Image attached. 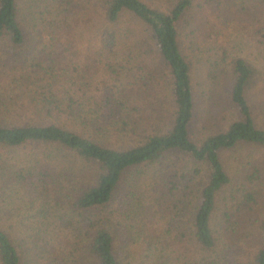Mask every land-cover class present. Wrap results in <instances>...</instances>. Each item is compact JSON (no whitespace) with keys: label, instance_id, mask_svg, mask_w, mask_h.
I'll return each instance as SVG.
<instances>
[{"label":"trees","instance_id":"trees-1","mask_svg":"<svg viewBox=\"0 0 264 264\" xmlns=\"http://www.w3.org/2000/svg\"><path fill=\"white\" fill-rule=\"evenodd\" d=\"M224 16L264 42V0H0V264H264V158L220 157L264 149L253 67L209 54ZM203 65L231 106L194 142Z\"/></svg>","mask_w":264,"mask_h":264},{"label":"rangeland","instance_id":"rangeland-1","mask_svg":"<svg viewBox=\"0 0 264 264\" xmlns=\"http://www.w3.org/2000/svg\"><path fill=\"white\" fill-rule=\"evenodd\" d=\"M241 27V28H240ZM217 37L212 36L213 41L210 48L209 54L212 58L218 56L219 68L225 70L230 63V60L234 57H240L245 59L252 67L255 73L249 80L248 84L244 89V97L249 107L251 117L257 127L264 129V42H257L253 35L249 34L244 27L243 23H239L238 19H228L224 16L221 20L216 22ZM240 28V29H238ZM214 53V56H213ZM79 60L74 61L71 65L66 68L67 77H73L74 71L77 70ZM81 65V64H80ZM210 70V69H209ZM160 73H163L161 71ZM207 69L203 66L200 68L192 67L191 74V87L194 101V118L188 126L189 136L192 141L196 142L201 139L205 134L214 130V124L222 127V120L225 119V115L231 104H229V95L227 86L230 82V77L227 74L215 72V79L211 81L207 76ZM212 83V84H211ZM209 97V98H208ZM214 102V106L211 103ZM169 104V101L165 102V105ZM209 104V105H207ZM162 109H160L161 111ZM230 111L235 116V111L231 107ZM162 113V112H161ZM231 115V114H230ZM165 114L161 117L164 118ZM233 116V115H231ZM215 121H212L213 118ZM165 123V119L163 121ZM220 124V125H219ZM222 164L228 174L233 180H239L242 178V167L246 162H254L255 160H261L264 158V149L248 146L238 145L230 151H224L220 153ZM264 173V169H263ZM264 203V202H263ZM3 211H0L1 223L4 227L10 225L13 227L12 231L22 232L18 230V227L14 226V216L6 214L8 207L1 206ZM0 207V208H1ZM15 215L16 210H11ZM21 237V235H20ZM249 244H253L252 240L247 241V247L245 251H241L240 255L242 258H246L247 252L249 251ZM21 249H23V243H21ZM35 251L33 250V253ZM30 251L25 256V259H21V264H42L44 260L31 258ZM33 258H35L33 256Z\"/></svg>","mask_w":264,"mask_h":264}]
</instances>
